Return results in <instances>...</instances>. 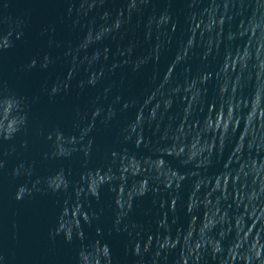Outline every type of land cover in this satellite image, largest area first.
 <instances>
[{"label":"water","instance_id":"95a60500","mask_svg":"<svg viewBox=\"0 0 264 264\" xmlns=\"http://www.w3.org/2000/svg\"><path fill=\"white\" fill-rule=\"evenodd\" d=\"M0 264H264V0H0Z\"/></svg>","mask_w":264,"mask_h":264},{"label":"clouds","instance_id":"9594fccd","mask_svg":"<svg viewBox=\"0 0 264 264\" xmlns=\"http://www.w3.org/2000/svg\"><path fill=\"white\" fill-rule=\"evenodd\" d=\"M35 62L33 61V66H34ZM17 199H19V197L17 196ZM260 256V253H257L253 258H258Z\"/></svg>","mask_w":264,"mask_h":264}]
</instances>
